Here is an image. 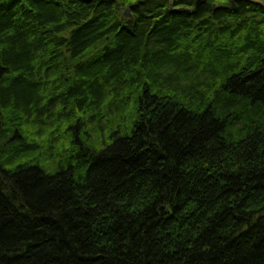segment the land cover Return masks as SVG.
I'll return each mask as SVG.
<instances>
[{
    "label": "trees",
    "instance_id": "16d2710c",
    "mask_svg": "<svg viewBox=\"0 0 264 264\" xmlns=\"http://www.w3.org/2000/svg\"><path fill=\"white\" fill-rule=\"evenodd\" d=\"M0 264H264V0H0Z\"/></svg>",
    "mask_w": 264,
    "mask_h": 264
},
{
    "label": "water",
    "instance_id": "95a60500",
    "mask_svg": "<svg viewBox=\"0 0 264 264\" xmlns=\"http://www.w3.org/2000/svg\"><path fill=\"white\" fill-rule=\"evenodd\" d=\"M198 2H200V1H198ZM126 16H127V17L130 16V11H129V9H126Z\"/></svg>",
    "mask_w": 264,
    "mask_h": 264
}]
</instances>
